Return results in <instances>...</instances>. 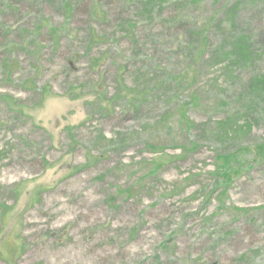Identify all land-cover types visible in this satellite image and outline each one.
<instances>
[{
    "label": "rangeland",
    "instance_id": "1",
    "mask_svg": "<svg viewBox=\"0 0 264 264\" xmlns=\"http://www.w3.org/2000/svg\"><path fill=\"white\" fill-rule=\"evenodd\" d=\"M246 2L152 18L132 0H0V264H264V4ZM230 118L252 130L223 143Z\"/></svg>",
    "mask_w": 264,
    "mask_h": 264
},
{
    "label": "trees",
    "instance_id": "2",
    "mask_svg": "<svg viewBox=\"0 0 264 264\" xmlns=\"http://www.w3.org/2000/svg\"><path fill=\"white\" fill-rule=\"evenodd\" d=\"M167 1L168 0H132L133 3H138L139 5L142 4V7H143L142 13L147 14L148 16L152 18H154L157 15H162L164 9L162 10L161 7H163L164 5L168 6ZM198 1H203V0H198ZM247 4L251 8L254 9L260 4H264V0H247L246 5ZM239 8H240L239 5L236 4L234 6L232 5V7L229 8L227 11V19H228L231 29H235L236 21L238 20L237 14H238ZM68 9L70 10L69 7ZM42 22L45 23L44 20H42ZM128 26L130 25L128 24ZM40 28L41 27H39L38 29ZM91 35L92 36L94 35L93 31H91ZM252 41H254V39H251L250 37H247V36L239 35L238 38L235 40V42L232 43L233 49L229 53L228 56L234 55V58L236 61H234L233 64L236 67L246 69V66H248L253 61H256L255 51L253 50L254 43ZM229 69L230 67L228 66V68L226 69L227 70L226 81L232 82L236 79L234 77V72H232ZM215 82H218V81L215 80ZM250 93L255 94L256 98L258 99L263 98L264 96V76L255 77L251 80ZM238 128L244 129V132L248 134L252 130V124L247 122L244 127H238L237 120H233L230 118L229 121L219 123V130L217 134H215L214 136H216L218 140L223 141V143H225V140L234 141L238 137L237 136L239 133V131H237ZM120 137L121 135L118 134L114 137V139L116 140L117 138H120ZM103 138L104 140L109 141V138H107L106 136H104ZM121 139H123V137H121ZM110 142L113 143L112 141ZM2 207L4 209L7 208L6 205H3Z\"/></svg>",
    "mask_w": 264,
    "mask_h": 264
}]
</instances>
